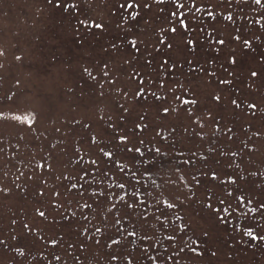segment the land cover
Returning <instances> with one entry per match:
<instances>
[{"label": "rangeland", "instance_id": "374dc122", "mask_svg": "<svg viewBox=\"0 0 264 264\" xmlns=\"http://www.w3.org/2000/svg\"><path fill=\"white\" fill-rule=\"evenodd\" d=\"M137 2L140 9L125 10L127 0H0V264H153L149 254L155 264H264V7L197 0L196 31L176 24L173 34L163 31L172 26L170 3ZM121 134L143 156L117 147ZM125 193L137 205L130 216L118 199Z\"/></svg>", "mask_w": 264, "mask_h": 264}, {"label": "snow or ice", "instance_id": "6c2138e0", "mask_svg": "<svg viewBox=\"0 0 264 264\" xmlns=\"http://www.w3.org/2000/svg\"><path fill=\"white\" fill-rule=\"evenodd\" d=\"M166 2H167V3H170L171 6H172V8H173L174 10L170 11V14H169V15H170V24H172V26H171L170 28L164 29L163 31H165V32H169V31H170L171 33L174 34V33L177 32V27H176L175 25L178 24L182 29H184V31H185L186 33L189 32V31L195 32L196 29H195V28H191V29H190L189 25H190V22H191V21L198 19V17H197L195 14H196V13H200V12L202 11V6H198V5H197V0H187V3L185 2V0H155V3H156V4H161V5H162V4H165ZM188 3L191 4V7L188 6ZM254 3L257 4V5H261V7H264V4H262V0H254ZM69 7H75V5H69ZM143 7L146 8V9H151L152 4H151V3H148L147 0H145V2H144V4H143ZM120 8L125 9V10H128V9H137V10H138V9L141 8V4L138 3L137 0H127L126 5H125L124 3L120 4ZM164 10H165V9H164L163 7H161V8L159 9L160 12H164ZM189 13H191L192 15L190 16ZM139 15H140V12H139V11L134 10V11L131 12V17H132L133 20L137 19V17H139ZM208 15H209V16H214V13L209 12ZM227 19H228V20H232L233 17H232L231 15H228V16H227ZM80 23H81V24H84L86 27L88 26V23H87L86 21H84V20H81ZM92 23H93V25H94L95 28H102V27H103L102 24H100V23H96L95 21H93ZM262 27H264V25H262ZM200 30L203 31V29H200ZM209 35H211V33H209ZM234 39L237 40V41H239V40L241 39V37H240L239 35H237V36L234 37ZM160 43H161V44L165 43V40H160ZM186 43H187V44H188L193 50L195 49V46H196V41H195V40H193V39H187ZM215 43H218L219 45H224V44L226 43V41L223 40V39H219V40H216ZM131 45H132V47H133L137 52H139V48L137 47V42H136L135 40L131 41ZM243 45H244L245 47H247V48H250V47H251V41L245 39V40L243 41ZM166 46H167L169 49L172 48V44H171V43H168ZM113 47H115V45H113ZM215 51H216V52H219V49L217 48V49H215ZM234 51H235V50H233L232 54H230V56H229V62H230V64H232V65H236V64L238 63V58H237V56L234 54ZM19 58H20V57H17V59H19ZM261 59L264 60V57H262ZM147 63H148V64H151L152 61H151V60H148ZM189 63H191V61H189ZM166 64H168V60H164V61L162 62V64H161V67L163 68V65H166ZM107 67H108V66L105 64V65H104V68H107ZM171 67H172V68H175V65H171ZM84 70H85L86 72L88 71L87 68H85ZM201 70H202V69H201ZM225 71H227V69H225ZM104 75H108V73H107V72H104ZM211 75H215V73H211ZM229 75H232V74L229 73ZM251 76L254 77V78H255V77H258V76H259V73H258L257 71H252V72H251ZM219 82H220V84H224V85H229V84L232 83V81H231V80H228V79H221ZM113 83H114V81H113ZM139 84H140V85H143V84H144V80H143V79H140V80H139ZM143 94H144V89L141 87V88H139V89L137 90V92H136V96H137V97H141V96H143ZM101 95H103V93H101ZM153 95H154V94H153ZM157 99H160V97H157ZM177 99H181V98H180V97H177ZM214 99L217 100V101H219V100L221 99V97H220L219 95H216V96L214 97ZM181 102H182L183 104H192V105H194V104L197 103V101H196L195 99H193V100L183 99ZM232 104L236 105V107H240V104H239L235 99L232 100ZM249 107L252 108V109H255V108L257 107V105H256V104H250ZM170 110H172V109H170V108H168V107H165V108L163 109V111H164L165 114H167ZM188 111L191 112V109H188ZM15 119L18 120V121H22V122H23L24 120H26L27 123H28L29 125H31L32 123H34V120H32L31 118H27V117H25V118H22V117H15ZM143 127H146V125H137V128H139V129H141V130H143ZM229 131H231V130L229 129ZM257 135H259V133H257ZM116 139L118 140L117 147H119L120 145H124V148H125V150H126L127 152H132V151L134 150L135 152L140 153V155L143 156L144 153H143V151H142V149H141L140 147H138V146H135V147H128V143H129V136H128V135H126V134H121V135H119ZM92 142H93V143L96 142L95 137L92 138ZM139 143H140V144H143L144 141H143V140H140ZM99 151H100L104 156H106V157H108V158H110V159L113 158L114 155H115V153H114L113 151H105V148H104V147L99 148ZM155 151H156L157 153H159V152H160V148H156ZM233 155H235V153H233ZM81 159H82V157H81ZM113 162L115 163V161H113ZM76 163H79V161H76ZM91 164L96 165V164H97V161H96V160H91ZM39 167L43 168V167H45V165H44V164H41V165H39ZM47 167H48L49 169H51L52 165L49 163V164L47 165ZM119 171H121V172L124 171V166H123V165H120V166H119ZM88 175H89V172H88V171H84V176H88ZM135 175H136V174L133 173V176H135ZM215 175H216V174L213 173V178H215ZM105 176H107V173H105ZM81 179H83V177H81ZM233 182H235V181L233 180ZM137 183H139V181H137ZM71 187H72V188H75L76 185H75V184H72ZM80 187L83 188L84 185H81ZM117 187L120 188V189H124V188H125V184L120 183V184L117 185ZM0 191H7V189H0ZM40 194L43 195L44 193L41 192ZM91 194H92L93 196H106L105 192H103V191L97 193L95 190H93V192H92ZM55 195H56V196H59L60 193L57 192V193H55ZM81 195H83V193H81ZM111 195H112V193H108V194H107V197H110ZM126 195H128V194L125 193L124 195L119 196L118 199H119L120 202H122V203L124 204V206L126 207V209L131 210V211H126V212H125V216H130V215H132V214L136 211V207H137V205H136L135 203H130V202H128L127 200H125V196H126ZM131 195H132V197H136V196H137V193H136V192H133ZM229 195H230V194H229ZM107 197H106V198H107ZM239 199L241 200V202H243L244 197H239ZM220 203L223 204L224 201L221 200ZM168 206H169V207H174V205H172V204H169ZM209 206L211 207V205H209ZM56 207H57V208H60V207H63V205H56ZM80 207H82V208H91V205H89L88 203L85 202L84 204L80 205ZM112 207L115 208L116 205H115V204H112ZM259 209H264V203H261V204L259 205ZM36 211H37V215H38L39 217H41V218H46V213H45V211H42V210H40L39 208H38ZM216 211H217V212H220L221 210H220V209H216ZM253 211H257V209H253ZM223 212L227 213V212H228V208H224V209H223ZM72 215L74 216L75 213H73ZM116 215H117V217H119V211H117ZM65 218L67 219V217H65ZM83 218H84L85 220H88V217H87V216H84ZM105 219H106V218H105ZM220 220L223 222V221H224V217L221 216V217H220ZM115 223L119 225V224H121V220H120L119 218H117V219H115ZM24 227H25V228H28V225L25 224ZM29 231H31V229H29ZM87 231H88L87 228H84V229H83V232H84V233H87ZM95 231H96L97 233H101L103 230H102L101 228L97 227V228L95 229ZM117 232L122 233V229H121V228H118V229H117ZM128 234H129V235H132V236L137 235V233H136L135 231L130 232V233H128ZM247 234H248V235H252L251 230H248V231H247ZM88 238H89V239H92L91 236H89ZM143 238H144V239H151V237H149V236H147V235L144 236ZM168 239H169V240H174L175 237H173V236H169ZM51 242H52V244H54V245L57 244V243H59V241H58V240H55V239H53ZM0 243H4V242H3V241H0ZM95 243H96V244H99L100 241H99V240H96ZM111 244L119 245V244H120V240H118V239H112ZM69 247H74V245H70ZM80 247H81V248H84V244L81 243ZM109 247H111V245H109ZM182 250H183V249H181V251H182ZM17 251H19V249H17ZM191 251L196 252V249H195V248H192ZM145 252H147V249L145 250ZM147 258H148V260L153 261V264H155L156 257H154V256H152V255L149 254V255L147 256ZM55 259H56L57 261H59V260L61 259V257H60V256H55ZM111 259H112V260H117V259H119V257H118L117 255H112ZM167 259L171 260L172 257L170 256V257H168ZM77 260H79V257H77ZM128 264H131V260L128 261Z\"/></svg>", "mask_w": 264, "mask_h": 264}, {"label": "trees", "instance_id": "16d2710c", "mask_svg": "<svg viewBox=\"0 0 264 264\" xmlns=\"http://www.w3.org/2000/svg\"><path fill=\"white\" fill-rule=\"evenodd\" d=\"M151 168H152V167H151ZM153 169H154V168H153ZM157 170H158V169H157ZM148 176H149V179H152V178H153V174H151V173H150ZM158 177H159V176H158Z\"/></svg>", "mask_w": 264, "mask_h": 264}]
</instances>
